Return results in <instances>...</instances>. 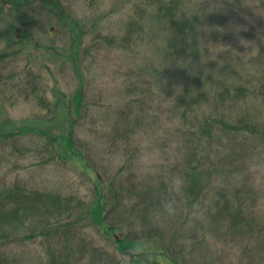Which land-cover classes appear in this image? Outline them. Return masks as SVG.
I'll list each match as a JSON object with an SVG mask.
<instances>
[{
    "label": "trees",
    "instance_id": "16d2710c",
    "mask_svg": "<svg viewBox=\"0 0 264 264\" xmlns=\"http://www.w3.org/2000/svg\"><path fill=\"white\" fill-rule=\"evenodd\" d=\"M194 1L142 0L133 8V17L127 20L128 27L122 35H100L90 47L83 46L88 33L85 34L80 24L73 29L67 54L80 83L84 82L86 58H81L82 46L84 52L112 54L139 48L148 41V34L161 40L159 48L147 47L150 53H143L147 57L141 79L137 80L136 70L128 75L134 81L128 82L123 112L126 121L115 126H126L122 141L128 148L123 150L114 178L106 181L97 173L78 145L76 128L88 112L82 86L73 93H61L39 115L13 119L0 112V153H6L8 160L15 157L16 151L21 152L18 145L27 141L30 148L35 146V141L43 140L45 151L36 157L34 165H71L79 168L81 175L92 183L90 196L80 198L32 191L4 181L0 167V264L10 263L13 250L7 251L9 247L38 239L54 250L48 253L46 264H72L70 261H74L77 251L71 248L70 241H53H62L61 232L70 234L75 229L93 230L125 256L142 244L155 245L152 259H148L147 253L135 254L138 258L134 261L140 264H163L160 258L168 264H179L172 257L176 236L165 245L160 229L163 218L170 216L164 205L173 200L182 203L184 218L199 221L198 217L214 210L216 218L230 221L232 230H240L244 225L243 203L231 197L241 187L235 183L234 174H238V166L244 161L229 164L220 157L224 152L221 148L223 144L242 145L250 155L253 146L264 141V75L251 80L257 75L254 73L238 81L215 75L206 78L200 66L201 42L194 21L196 15L192 13ZM220 1L229 4L228 0ZM43 10L58 15L60 22L71 18L60 0H0V15L7 12L9 19L5 27H0V45L4 47L0 64L18 59L24 52L30 36L35 34L36 16ZM6 92L0 89V110L7 108L8 98H3ZM33 93L40 95L38 89ZM159 105H164L166 110L156 109ZM168 112L174 114L166 125L159 127L161 117ZM172 136L179 140L175 150L177 161L170 166L152 165L145 174L146 167L142 171L139 162L143 145L156 144L160 138L169 140ZM33 156L27 159L32 160ZM1 159L0 165L5 163ZM26 169L27 166L20 164L14 166L15 171ZM174 180L183 181L185 195L170 192ZM210 198L215 199L213 208L206 206ZM174 215L179 216L176 212Z\"/></svg>",
    "mask_w": 264,
    "mask_h": 264
},
{
    "label": "rangeland",
    "instance_id": "374dc122",
    "mask_svg": "<svg viewBox=\"0 0 264 264\" xmlns=\"http://www.w3.org/2000/svg\"><path fill=\"white\" fill-rule=\"evenodd\" d=\"M60 1L71 14L70 20L60 22L58 15L43 10L36 16L35 34L30 36L31 40L24 52L18 59L0 64V89L7 91L3 98H8L5 100L7 108L5 106L0 112L13 119L39 115L46 112V105L55 102L61 93L70 94L82 86L88 112L87 118L81 120L76 128L78 145L86 152L97 173L108 181L114 178L123 150L128 148L127 143L125 145L122 141L126 126L115 127L117 123L126 121L123 116L127 104L126 92L128 82L134 81L128 75L136 70L137 80L141 79L147 57L144 54L150 53L147 47L159 48L161 40L148 34L146 44L139 48L132 47L127 52H118L116 49L112 54L84 52L83 46L93 45L95 37L122 35L125 27H128L127 20L133 17V8L136 4H141L142 0ZM228 2V5L220 0L193 2L195 8L192 13L196 15L194 21L197 22L201 42L200 66L206 78L215 75L238 81L256 73L254 78H250L256 80L260 77L259 74L264 75V0ZM6 13L0 15V27H5L6 19L9 20ZM78 24L85 34L88 33L83 40L81 55L82 59L86 57L83 83H80L74 63L67 54L73 29H77ZM202 35L204 36L201 37ZM3 51L4 47L0 45V53ZM118 66L122 67V71L119 72ZM34 89H38L40 95L34 94ZM155 108L166 110L164 105ZM130 112L134 113L135 110ZM146 113L147 111L141 116ZM173 114L168 112L163 115L159 127L166 125L169 116ZM168 138L169 140L167 137L166 140L157 139L156 144L143 145L139 162L142 171L146 167L145 174L152 165L158 163L162 167L170 166L177 161L178 152L175 150L179 140L173 136ZM34 144L30 148L37 149L36 153L30 150L25 141L17 146H20L21 152L16 151L11 160L7 159L6 153H0L1 161L5 160L0 165L1 173L5 174L4 181L19 184L32 191L53 192L71 197L74 195L78 198L90 196L92 183L81 175L79 168L71 165H34L36 157H40V153L45 151V142L39 140ZM221 151L220 157L229 164L244 161L243 165L238 166V174H234L235 183L241 187L235 189V194L231 193V197L238 203H243L244 225L240 230L234 231L230 221L216 218L214 210L207 216L198 217L199 221L184 218L182 203L178 201L175 203V212L179 216H166L161 221L160 229L165 245L171 242L173 235L176 236L172 257L179 264H264V192L254 190L243 177L250 157L254 153H264V141L253 146L250 155L242 145L231 147L223 144ZM30 155H35L32 160L27 159ZM17 164L27 166V169L15 171L14 166ZM214 200L210 198L206 206L213 208L211 205ZM174 218L180 220L177 222L178 219ZM180 224L182 226L177 228ZM59 236L62 241H53L54 243L70 241L71 248L77 251L74 261H70L72 264H140L134 261L138 258L135 254L147 253L148 259H152L155 247L152 243L142 244L138 250H129L125 256L116 252L108 245L109 241L90 229H75L70 234L61 232ZM40 241L42 240L26 241L16 247L11 246L8 250L6 248L7 251L13 250L9 264H46L48 253L54 250L48 249ZM160 261L168 264L162 258Z\"/></svg>",
    "mask_w": 264,
    "mask_h": 264
},
{
    "label": "clouds",
    "instance_id": "9594fccd",
    "mask_svg": "<svg viewBox=\"0 0 264 264\" xmlns=\"http://www.w3.org/2000/svg\"><path fill=\"white\" fill-rule=\"evenodd\" d=\"M243 177L250 184V186L258 191L264 192V153H254L245 168ZM169 190L174 195H185V188L183 181H172ZM175 201H168L165 203L164 207L169 215L175 214V209L173 204Z\"/></svg>",
    "mask_w": 264,
    "mask_h": 264
}]
</instances>
